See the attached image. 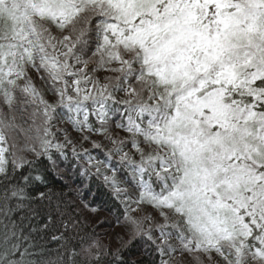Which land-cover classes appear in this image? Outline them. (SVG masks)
Returning a JSON list of instances; mask_svg holds the SVG:
<instances>
[{"label":"snow or ice","instance_id":"snow-or-ice-1","mask_svg":"<svg viewBox=\"0 0 264 264\" xmlns=\"http://www.w3.org/2000/svg\"><path fill=\"white\" fill-rule=\"evenodd\" d=\"M65 161L121 233L53 261L31 220ZM137 245L264 264V0H0V264H146Z\"/></svg>","mask_w":264,"mask_h":264},{"label":"trees","instance_id":"trees-1","mask_svg":"<svg viewBox=\"0 0 264 264\" xmlns=\"http://www.w3.org/2000/svg\"><path fill=\"white\" fill-rule=\"evenodd\" d=\"M33 75L35 77V74ZM69 134L74 137L79 135L71 129ZM112 134L121 137L125 135L119 130ZM92 139L101 140V137L93 135ZM103 143L111 147L109 143L105 141ZM84 147L92 151L93 155H98V151L92 148L91 142L84 143ZM77 148L80 150L79 145ZM67 163L65 161L60 169L64 173L63 180L53 173L46 184L41 185L44 191L50 190L51 204L42 202L39 206L33 205L38 209L39 214L31 220L32 226L37 229L31 234V238L41 249L50 253L53 261L56 260L58 251L62 254L63 246L71 247V244H75L80 236L95 234L105 243L114 240L118 243L117 234L121 233L120 224L116 222L120 207H118V201L113 198L111 189L104 184L102 178L86 179L78 175L74 167L69 170L66 167ZM124 259L128 262L143 260L146 264H153V262L159 264L157 254L146 245H137L125 251Z\"/></svg>","mask_w":264,"mask_h":264},{"label":"rangeland","instance_id":"rangeland-1","mask_svg":"<svg viewBox=\"0 0 264 264\" xmlns=\"http://www.w3.org/2000/svg\"><path fill=\"white\" fill-rule=\"evenodd\" d=\"M105 142L109 143L107 140H104ZM110 144V143H109Z\"/></svg>","mask_w":264,"mask_h":264}]
</instances>
